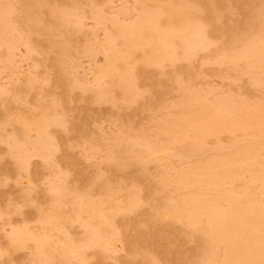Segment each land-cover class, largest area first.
Here are the masks:
<instances>
[{
  "label": "bare ground",
  "instance_id": "1",
  "mask_svg": "<svg viewBox=\"0 0 264 264\" xmlns=\"http://www.w3.org/2000/svg\"><path fill=\"white\" fill-rule=\"evenodd\" d=\"M0 264H264V0H0Z\"/></svg>",
  "mask_w": 264,
  "mask_h": 264
},
{
  "label": "rangeland",
  "instance_id": "2",
  "mask_svg": "<svg viewBox=\"0 0 264 264\" xmlns=\"http://www.w3.org/2000/svg\"><path fill=\"white\" fill-rule=\"evenodd\" d=\"M176 227H179V226L177 225V226H175V228H176ZM180 229H181V230H180ZM182 229H183L182 227L176 228V229H175V232H177V230H179L178 233H180V231H183V230H184V229H183V230H182ZM175 234H177V233H175ZM183 242H184V241H183Z\"/></svg>",
  "mask_w": 264,
  "mask_h": 264
}]
</instances>
